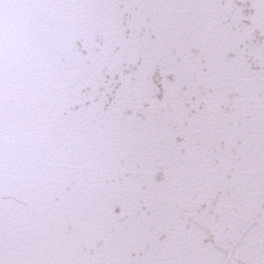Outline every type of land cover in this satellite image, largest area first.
Masks as SVG:
<instances>
[{
	"label": "snow or ice",
	"instance_id": "snow-or-ice-1",
	"mask_svg": "<svg viewBox=\"0 0 264 264\" xmlns=\"http://www.w3.org/2000/svg\"><path fill=\"white\" fill-rule=\"evenodd\" d=\"M0 264H264V0H0Z\"/></svg>",
	"mask_w": 264,
	"mask_h": 264
}]
</instances>
